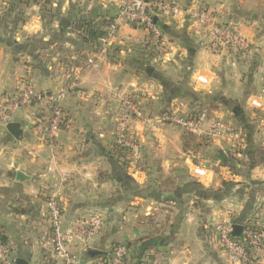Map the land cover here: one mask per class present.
Instances as JSON below:
<instances>
[{"label":"crops","instance_id":"obj_1","mask_svg":"<svg viewBox=\"0 0 264 264\" xmlns=\"http://www.w3.org/2000/svg\"><path fill=\"white\" fill-rule=\"evenodd\" d=\"M173 1L182 13L155 15L163 33L157 61L143 27L121 21L99 49L73 31L79 17L117 18V0H0V91L13 93L29 80L48 95L74 85L62 102L69 123L52 145L37 134L28 107L12 118L22 125L21 140L0 121V229L14 260L54 264L40 235L47 197L56 192L65 228L90 214L104 218L86 247L71 240L78 264L106 259L119 243L126 264H240L212 234L219 221L264 224V162L251 166L256 148H264V0ZM200 3L236 25L250 51H212L209 33L190 14ZM82 54L88 61L76 68L57 62H81ZM126 95L146 112L133 121L139 145L127 160L114 149L116 100ZM201 104L238 128L236 137L184 148L188 132L162 115L171 106L188 112Z\"/></svg>","mask_w":264,"mask_h":264},{"label":"built area","instance_id":"obj_2","mask_svg":"<svg viewBox=\"0 0 264 264\" xmlns=\"http://www.w3.org/2000/svg\"><path fill=\"white\" fill-rule=\"evenodd\" d=\"M120 10L117 18L109 27V36L118 31L120 22L145 28L149 33V43L156 48L163 43V33L154 23L157 14L168 12L174 15L183 12L180 4L173 0H117ZM194 22L205 29L211 39L209 48L219 52L220 48L233 45L244 52L250 51L252 42L240 35L233 25L224 24L205 4L194 5L190 10ZM92 62V60H89ZM89 62V63H90ZM203 81V79H202ZM74 85L61 88L53 94L39 90L32 81H25L13 93L0 91V121L7 125L13 115L22 107H28L29 116L40 138L52 145L58 132L68 125V114L64 110L63 100ZM259 97L264 96V79ZM114 145L129 152L137 150L139 140L133 126L135 119L145 120L146 112L139 101L130 95L117 98ZM259 107V98L252 100ZM162 120L181 128L184 132H203L215 140H232L238 134L237 128L228 120L202 112H180L171 106L162 115ZM135 162L130 165L134 167ZM47 213L40 235V242L51 246L54 264H78L77 255L70 252L73 238L81 240L82 246L98 236L104 227L102 214H90L82 219L73 220L67 228L62 220V206L58 193H51L46 200ZM244 229L239 239L232 236V223L219 221L213 227V239L233 261L240 264H262L264 255V229H256L251 224H243ZM1 231V229H0ZM10 242L0 238V259L4 264H15ZM127 248L125 244H116L106 259L96 260L92 264H126Z\"/></svg>","mask_w":264,"mask_h":264},{"label":"trees","instance_id":"obj_3","mask_svg":"<svg viewBox=\"0 0 264 264\" xmlns=\"http://www.w3.org/2000/svg\"><path fill=\"white\" fill-rule=\"evenodd\" d=\"M112 23H113V18H109V19L102 18L100 21H97L93 17H79L74 21L73 31L77 34V37L84 44L94 46L95 49L96 48L99 49V44H98L99 40L106 39L109 36V27L111 26ZM147 46L150 48L148 50L149 56H156L157 61H160L161 55L158 52V49L148 44ZM79 60H81V62H79L78 60H70L67 58H58L57 62L63 64L68 69L69 68L71 69V68H74V67L76 68L77 66L82 65L83 62H85L86 60L88 61V58L86 55L82 54ZM213 108L214 106H211L210 104H207V105L201 104V105H197V107L193 108L194 110H191V111L198 113V112H202L203 110H206L211 115ZM68 119H69V116H68ZM197 139H199V142L197 144V146H199L202 143H205L208 139H210V137L207 135L197 136L191 132L185 133L183 136L184 148L196 149L197 146H194L193 143L196 142ZM114 149H117L120 155L123 158H126L127 160L129 156V152L124 151L122 148H119L117 146H114ZM253 159L254 160L251 161V166L258 165L264 162V148L263 147L259 146L256 148V150L253 153ZM243 224H251L256 229H264V224L261 225L252 219L246 220V222H244ZM0 238L4 241H8L2 230L0 231ZM234 238L239 239L240 237L239 238L234 237Z\"/></svg>","mask_w":264,"mask_h":264},{"label":"water","instance_id":"obj_4","mask_svg":"<svg viewBox=\"0 0 264 264\" xmlns=\"http://www.w3.org/2000/svg\"><path fill=\"white\" fill-rule=\"evenodd\" d=\"M156 18L154 17V23H155ZM7 130L10 132V134L13 135L14 138L21 140L23 138V129H22V125L20 122H9L6 125ZM23 174L21 172H18V177H22ZM244 226L243 224H239V223H234L232 224V236L234 237H241L242 232H243ZM16 264H28V262L22 258H17L15 260Z\"/></svg>","mask_w":264,"mask_h":264},{"label":"rangeland","instance_id":"obj_5","mask_svg":"<svg viewBox=\"0 0 264 264\" xmlns=\"http://www.w3.org/2000/svg\"><path fill=\"white\" fill-rule=\"evenodd\" d=\"M233 26L235 27V28H237V26L236 25H234L233 24ZM237 30H238V28H237ZM242 36V35H241ZM114 37V36H113ZM245 38V37H244ZM90 60V59H89ZM92 60V59H91ZM90 62V61H89ZM90 63H94V61L92 60V62H90ZM116 127V126H115Z\"/></svg>","mask_w":264,"mask_h":264}]
</instances>
